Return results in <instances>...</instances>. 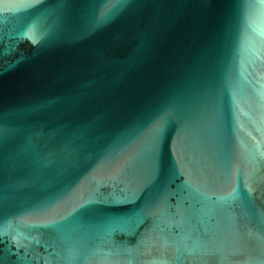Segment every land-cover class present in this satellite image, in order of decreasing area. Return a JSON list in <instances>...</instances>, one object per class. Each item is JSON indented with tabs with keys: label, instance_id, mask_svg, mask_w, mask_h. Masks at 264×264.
I'll use <instances>...</instances> for the list:
<instances>
[{
	"label": "water",
	"instance_id": "water-1",
	"mask_svg": "<svg viewBox=\"0 0 264 264\" xmlns=\"http://www.w3.org/2000/svg\"><path fill=\"white\" fill-rule=\"evenodd\" d=\"M0 264H264V0H0Z\"/></svg>",
	"mask_w": 264,
	"mask_h": 264
}]
</instances>
